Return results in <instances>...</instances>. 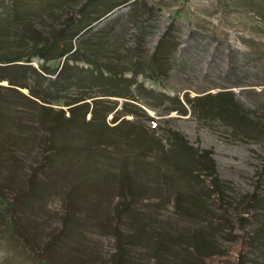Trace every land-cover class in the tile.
Here are the masks:
<instances>
[{
	"label": "rangeland",
	"instance_id": "rangeland-1",
	"mask_svg": "<svg viewBox=\"0 0 264 264\" xmlns=\"http://www.w3.org/2000/svg\"><path fill=\"white\" fill-rule=\"evenodd\" d=\"M37 10L30 12L38 17L27 12L7 19L2 49L17 54L21 35L48 36L68 17L53 8ZM105 25L124 30L128 46L150 26V33L142 32L149 40L142 48L146 58L172 37L167 77L161 86L138 78L143 90L132 91L139 102L108 101L129 104L137 116H123L118 108L125 122L114 130L118 114L110 115L104 134L98 132L103 137L88 124L90 114L86 122L56 131L53 141L64 150L59 162L37 175L40 195L16 205L42 161L45 133L38 119L48 111L66 122L69 112L0 82V102L7 107L0 114V214L12 204L15 210L7 218L15 234L0 228V264H204L196 258L215 253L227 255L220 264H264V0H142L93 26ZM41 63L34 59L31 65L38 69ZM83 92L71 89L68 96ZM221 94L238 111L226 100L227 112L213 111V103H223L215 100ZM208 95L214 96L208 112L187 104L186 96ZM174 134L199 154L209 153L219 195L212 193L211 178L185 169V156L165 151L175 147ZM123 188L134 193L126 212L120 208ZM244 237L254 238L248 252Z\"/></svg>",
	"mask_w": 264,
	"mask_h": 264
},
{
	"label": "trees",
	"instance_id": "trees-1",
	"mask_svg": "<svg viewBox=\"0 0 264 264\" xmlns=\"http://www.w3.org/2000/svg\"><path fill=\"white\" fill-rule=\"evenodd\" d=\"M140 2L142 0H59L58 3L54 2L48 5L46 0H0L2 11L8 9L4 11L6 13H2L0 19V39L9 36L4 27V24L9 21L7 19L11 17L17 19L18 16L25 15L27 12L31 13L32 8L37 7V11L42 12L52 11L53 8L68 14V17L61 22L62 27L54 28L51 33H48V36L37 33H33L31 36L21 35L18 41L22 50L17 54L2 49L3 42L0 40V82L6 81L13 87L12 90H27L31 101L43 105H59L61 108H68L69 112V117L64 122L59 118L51 117L42 106V110L46 111L38 119L39 126L45 133L41 154L42 161L39 168L36 169L38 172L32 174L35 179L33 178L30 183V191L15 198V205L21 204L23 198L25 201L39 196L40 186L38 181L36 182L37 175L56 164L57 161L59 162L61 152L64 150L58 149L59 146L53 141L56 131L62 132L67 125L86 122L88 114H90V119L87 122L93 125V129L97 133H103L105 121L110 115L118 114L112 119V124H116L114 130H117L120 124L125 122L124 120L120 121L122 112L119 113V110L123 111V116H137V112L128 110L129 104L112 102V106H108L107 104L111 103L108 101H111L112 98H119L139 102V100L136 101L132 91V87L138 93L143 90L139 86L138 78H142L144 81H154L161 86L162 80L167 77L164 65L173 58L175 42L172 37L161 40L156 47L155 54L151 58H146L142 55V48L149 40L142 36V32L150 33L146 31V28L150 26H144V30L136 37L134 46H128L124 30H118L116 26L105 25L99 28L93 26L119 7L139 5ZM18 3L23 9L24 7L28 8L25 11H20L16 8ZM38 5H43V7L40 8ZM77 6L80 8L74 10L75 12L71 11ZM147 9L150 14L153 13V8L147 7ZM33 14L31 13L32 16L38 17L35 12ZM34 59L42 62L38 69L31 65ZM54 63L56 64L53 65ZM75 88L84 91L82 96H68V92ZM91 91H95L97 95L89 96L88 92ZM149 92L151 93V91ZM145 95L149 99L152 97L150 94L148 95V92ZM160 97L163 98H161L163 101L167 100L165 95H160ZM213 98L214 96L208 95L192 100L186 96V101L193 108H201L205 112L210 111L214 106L213 111L221 115L224 111L227 112L223 106L226 100L232 112L238 111V106L231 97L223 94L216 96V101L222 102L223 100V103L219 104L210 102ZM91 99H94L92 106L88 103V100ZM104 100H107V103ZM209 103H213V106ZM0 109V114H3L2 109L5 111L7 109L3 101L0 102ZM64 113L62 112L63 115ZM101 133L98 134L103 137ZM173 137L176 139L175 147L165 151L170 155L172 153L185 156L187 158L185 169L189 172L191 170L195 175L202 174L204 177L211 178L210 184H212L213 190L211 191L213 195H219L215 185V181H217L215 164L209 153L204 152L201 155L188 147L177 134H174ZM102 142L101 138L98 143ZM89 149L88 147L87 150ZM174 157L177 156L174 155ZM121 191L124 203L120 208L126 212L129 210L134 193L128 188H123ZM243 206H240L241 214L243 212L241 207ZM246 206L250 207L251 205ZM14 214L13 204L11 208L8 207L5 211L3 210L0 214V228L2 226L11 227L15 234L14 224L9 221ZM243 241L247 245V252L250 251V244L253 245L254 238L244 237ZM236 251L240 257L241 249ZM225 258H227L226 254L215 253L213 257L204 258L203 255H200L196 259L204 264H220L226 261L221 260ZM227 263L233 264V261L228 259ZM238 264H242L241 261Z\"/></svg>",
	"mask_w": 264,
	"mask_h": 264
}]
</instances>
